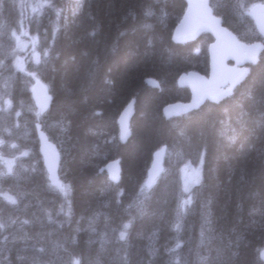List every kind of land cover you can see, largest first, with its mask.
<instances>
[{
    "label": "trees",
    "instance_id": "trees-1",
    "mask_svg": "<svg viewBox=\"0 0 264 264\" xmlns=\"http://www.w3.org/2000/svg\"><path fill=\"white\" fill-rule=\"evenodd\" d=\"M18 1L7 2L15 16L8 18L9 25L22 21L33 30L29 21L35 12L37 21L52 24L44 48L47 56L34 68L51 96L50 105L38 114L24 79L10 83L0 79V86L9 92V113L25 114L29 126L41 123L55 142L60 155L56 178L68 187L69 196L63 209L45 204L43 227L34 221V230H39L36 239L32 234L9 241L10 253L1 263H54L55 258L47 259L38 249L56 232L68 264L71 258H78L80 264H106L115 256L123 257L121 264H177V260L193 264L195 257L197 264H264L259 257L264 248V48L230 95L166 118L165 104L190 96L186 87L177 85L178 76L189 70L208 73L207 47L212 41L208 33L188 43L172 38L185 9L183 0H47L40 2L41 13L31 8L35 0ZM261 1L209 0V5L240 40L252 42L262 38L247 10ZM51 11L58 14L57 21L53 22ZM40 43L35 44L39 50ZM7 64L12 77L22 73L12 58ZM19 83L28 86L21 93ZM20 97L21 108L17 107ZM131 97L130 135L121 142L116 119ZM9 121L12 127L15 120ZM19 142L29 149L21 152L11 144L13 172L21 162L34 163L20 167L22 173L11 182L15 194L6 193L17 204L3 200L1 208H10L6 211L10 214L0 241L30 221L25 201H38L40 206L46 197L56 201L63 197L48 179L39 140ZM162 145L166 146L164 170L152 187L141 192L152 153ZM196 156L202 158L201 178L187 194L190 204L182 207L180 197L187 195L179 188V169ZM111 160L118 162L115 178L106 169ZM6 171L0 163V172ZM8 179L1 181L0 190L11 187ZM88 218L91 226L85 225ZM102 223L122 231L129 225L124 247L118 249L116 240L98 247L100 237L93 230ZM20 247L27 252H16Z\"/></svg>",
    "mask_w": 264,
    "mask_h": 264
},
{
    "label": "water",
    "instance_id": "water-1",
    "mask_svg": "<svg viewBox=\"0 0 264 264\" xmlns=\"http://www.w3.org/2000/svg\"><path fill=\"white\" fill-rule=\"evenodd\" d=\"M183 1L185 2V9L173 29L172 38L177 43H188L196 40L203 33L210 34L213 40L208 45L209 71L207 75L194 70L180 74L177 78V84L186 87L190 97L187 101H176L166 105L162 109L166 117H174L196 109L205 101L218 102L226 97L227 95L218 94L227 87L226 77L243 73L242 79L237 83L239 84L247 76L249 65L256 63L259 53L264 48V1L252 5L248 10V16L263 39V41L250 43L239 40L230 29L222 24L221 18L213 14L209 0ZM30 94L37 108L47 109L50 105L51 96L46 86L38 78H35ZM131 107L132 102L126 107L120 118L121 131L127 129V134L123 138L128 135ZM39 140L38 150L43 165L48 174L54 177L59 165L57 148L42 131H39ZM162 158L163 149L155 155L147 176L148 183L160 174ZM110 171L115 174V167L112 166ZM261 260L264 261V259Z\"/></svg>",
    "mask_w": 264,
    "mask_h": 264
},
{
    "label": "rangeland",
    "instance_id": "rangeland-1",
    "mask_svg": "<svg viewBox=\"0 0 264 264\" xmlns=\"http://www.w3.org/2000/svg\"><path fill=\"white\" fill-rule=\"evenodd\" d=\"M37 1H44V0H37ZM0 4L2 5L1 2H0ZM1 5H0V7H1ZM31 7L33 8V6H31ZM11 17H13V16L12 15H8L6 17L7 19L4 18V17H2V18L0 17V54L3 52L2 54L5 55V53L9 52V56L12 58L15 66L17 65V62L19 60V63L21 64V66L23 68V73L24 74H21L20 72H18V74L23 76V79L25 81H28V83H29L28 85L30 86L32 81H33V78L35 77L33 69H34L35 66H37L40 62H42L44 60V57H45L44 52H46V51L44 50L43 47H41V49L44 52L42 50L37 49V47L35 46L36 43H38L39 41L41 42V35L37 36V34L35 32H32L33 30H31V31L28 30V28L25 27V25L23 24L22 21L15 23V25H9L7 23V21H8V18H11ZM17 18H18V20H21V19L23 20L22 16H20V15ZM31 22H33L32 19H30V24H31ZM13 32H15V36H13ZM43 35L47 39V35L44 34V33H43ZM5 39H7V40H5ZM3 42H4V44H3ZM7 42H8V44H7ZM29 49L31 50V52L28 51ZM26 51H28V53ZM34 53L39 54V61L41 60L39 63L36 62V56L34 55ZM10 57H9V59H10ZM4 63H5L4 61H2V60L0 61L1 65L4 64ZM2 67H3V70H1V67H0V70H1L0 71V76H1L0 78H1V80L8 79V83H10V81H12V79H17L18 78V77L17 78L14 77V76L12 78L10 68L9 69L8 68L5 69L7 66H4V65H2ZM10 67H11V65H10ZM24 70H27V71H24ZM5 71L9 72L8 75L10 74L11 77L7 76V78H5L6 75L3 74ZM24 75L29 76L28 77L29 80H27L26 76H24ZM2 76H3V78H2ZM18 79H19V81H21L20 78H18ZM1 80H0V82H1ZM21 85L22 84L19 83L20 92L22 91ZM8 97H9L8 96V92L6 90L4 91L1 88V86H0V135L3 138V139L2 138L0 139V140L3 141V143L0 144V163L2 165H5L4 161H12L13 164H14V159L12 157L8 156V154H9L8 151L10 149L11 144H12V146L15 145L16 148L19 149L21 152H25L27 150V148L29 149V147L24 146L19 141L20 140H28V139L32 138L31 137L32 127L27 124V122H26L27 119H26L25 114L20 113V115L17 116L14 113H9V110L12 107V105H11V107H8V105L5 103L6 101H9ZM10 103H11V101H10ZM17 107H19V106H17ZM37 112H38V114H40L41 111L39 109H37ZM10 118L12 120H15L12 127H11V122L9 121ZM3 123H4V125H3ZM51 128L52 129L54 128L53 129L54 132L57 133L56 132L57 131L56 127H51ZM4 138H7V140L10 141V142H5ZM59 158H60V155H59ZM32 161L33 160L30 159V161L28 160V161L21 162L20 165L18 166L17 171L14 172L15 173L14 175H6V176L0 177V184H1L2 180L6 181V179H8V178H5V177H11V180H9V179L7 180V183H9L11 185V187L10 188H5L4 186H2L1 190H0V219L6 221L7 215L10 214L9 212H6V211H9L10 208L4 207L3 209L5 211L1 208V205L3 204V200H5L3 198L4 194L9 193V192L15 194V191L17 189H15L12 186L11 182L16 181L18 176H19V174L22 173V172L19 171L20 167H23V166L27 167L28 165H30L32 163ZM41 161H42V157H41ZM59 162H60V159H59ZM33 163H34V161H33ZM201 163H202L201 156H198V157L196 156V159L193 162H190V163L186 162L180 167V169H179V174H180V177H181L180 178V182H181L182 190H183L185 195H187L189 193V191H187L186 189H191L193 186L197 185L198 184L196 182L197 179H198V181H200V178H201ZM117 166H118V162H117ZM5 167H6V165H5ZM31 168H33V167H31ZM58 168H59V166H58ZM6 169H7V167H6ZM46 172H47V170H46ZM48 175L49 174L47 172V176ZM48 179L51 182L52 186H54L55 188H58V187L55 186L57 184L64 186V190L63 191H61L58 188L61 191L63 197H60L59 201L58 200L56 201V200H53V199L50 200V198L46 197L45 200H42V203H41L40 206H39L38 201H35V202H31L30 201V203L25 201L24 208L25 209L30 208L28 210L31 212L30 221L28 222L29 225H27V223L22 224L21 225L22 230L14 229L11 234L9 233L7 235L8 236V240L7 241H3V239L1 240L3 242H0V259H2L4 256L7 257L9 255V253H10L9 247L7 246L9 241H12V240L17 239V238L24 239V238H26L25 237L26 235L27 236L31 235V238H32V234L34 235V237L36 239V234H38L39 230L38 231L34 230V228H33L34 221H40L42 223V227H43L45 221H44V216L41 215V210H42V208H43V206L45 204H47V203H55V204L59 205L63 209L65 204L68 202L67 198H68L69 194L66 195L68 187L66 185L62 184L56 178V175L54 177L49 176ZM182 183H183V185H182ZM144 190H145V187L143 188V191H141V192H144ZM30 197H31L30 199L34 198L33 196H30ZM180 198H181V201H182V207H184V205L190 204V203H188V204L184 203L186 200H188L189 195H187L186 197L181 196ZM64 219L66 221V218H64ZM92 221H94V220L92 219ZM97 221H98V219H97ZM88 222H90L89 218L86 219L85 225H89L90 223L88 224ZM103 225H104L105 228L102 227ZM107 225H108L107 223L106 224L102 223L100 225L99 229L93 230L94 234L98 235L100 237V239H99V243L100 244H98V247H100L102 244L109 243V241L112 242L114 240L113 237L117 238L115 240L118 242V245H119L118 249L124 247V242H123L124 240L123 241L121 240L123 243L119 241V234H120V232L122 230H116L115 228L112 229V228H110V226L107 227ZM26 226H29V228L31 230L29 228H27ZM89 226H91V225H89ZM107 228L108 229L110 228L109 231L111 233H109ZM48 229L50 230L51 228H48ZM55 235H56V232H54L52 234V236H49L50 238L47 239V241L44 242V244L40 245V248H44V251L41 252L40 254H42L43 256L47 257V259L50 258V257L51 258H55L56 261L54 263H52V264H68L69 260L63 259L64 255L66 253H60L61 251H59V250H62V247L64 246V243L60 242L59 240H55ZM41 238L44 239V236H42ZM56 239H58V237ZM39 241H41L40 238H39ZM22 251L23 252H27V250L25 248H22V247L18 248L16 252H22ZM40 258H44V257H40ZM121 259H123V257L118 258V260H117V257L115 256L111 260L107 261L106 264H108V262H110L109 264H119V263L123 262V260H121ZM74 261L75 260L73 258H71L70 259V264H72ZM78 261H79V264H80V260L79 259H78ZM0 264H4V263H1V260H0ZM95 264H97V263H95Z\"/></svg>",
    "mask_w": 264,
    "mask_h": 264
},
{
    "label": "bare ground",
    "instance_id": "bare-ground-1",
    "mask_svg": "<svg viewBox=\"0 0 264 264\" xmlns=\"http://www.w3.org/2000/svg\"><path fill=\"white\" fill-rule=\"evenodd\" d=\"M11 1V0H10ZM13 1V0H12ZM18 1V0H17ZM28 1H30V0H28ZM32 1H34V0H31V2ZM77 2H79L80 0H76ZM82 1V0H81ZM90 1V0H89ZM0 2L2 3V5H1V7H0V17L2 18V17H4V18H6L8 15H13V13H12V11H11V9L10 8H12V7H10L9 5H7V2H8V0H0ZM20 1H18V3H19ZM40 2L41 3H44V4H46L47 3V0H44V1H37V0H35L32 4H31V6H33V8L32 9H40V13L42 12L41 10H42V8L41 7H39L40 6ZM22 3V5H23V3H24V1L23 2H21ZM88 3V2H87ZM12 4V3H11ZM26 4L28 5L29 4V2L27 3V1H26ZM14 6V5H13ZM24 6H25V4H24ZM18 8V7H17ZM54 8V7H53ZM57 8V7H56ZM56 8H54L55 10H56ZM59 8V7H58ZM15 10H16V8H14ZM36 11V10H35ZM15 12H17V11H15ZM34 12H31V14H33ZM36 13V12H35ZM34 13V14H35ZM44 13V12H43ZM51 13H52V11H51ZM32 15V16H30V17H32L31 19H32V21L33 22H31V28H33V31L32 32H35L36 34H37V36H40L41 35V47H43V48H48L47 46H48V40L44 37V35H43V33L44 34H46V35H49L50 36V28H51V25L52 24H49V25H47V24H45V23H42V21H37L36 19V17H35V15ZM40 15H42V14H40ZM40 15H38V16H40ZM58 14H55V13H52V20H53V22H54V20H56V16H57ZM14 16V15H13ZM17 17H18V15H16ZM21 16V15H20ZM46 16V18L47 17H49L50 19H51V17L50 16H48V15H45ZM15 17V16H14ZM29 17V18H30ZM12 18V17H11ZM23 18V17H22ZM28 18V19H29ZM154 18V17H153ZM7 19V18H6ZM18 19V18H17ZM48 19V18H47ZM4 20V19H3ZM22 20V19H21ZM24 20V19H23ZM27 20V19H26ZM38 20H40V19H38ZM16 21V20H15ZM14 21V22H15ZM57 21V20H56ZM8 22V21H7ZM30 22V21H29ZM29 22H28V24H29ZM49 22V21H48ZM57 23V22H56ZM225 26V25H224ZM30 28V29H31ZM34 33V34H35ZM54 34V33H53ZM53 37V36H52ZM49 39V38H48ZM5 40H7V39H5ZM4 40V41H5ZM40 42V41H39ZM6 43V42H5ZM3 44H4V42H3ZM7 44H8V42H7ZM4 48V47H3ZM39 49V48H38ZM42 50V49H41ZM4 51V50H3ZM43 51V50H42ZM46 51V50H45ZM48 51V50H47ZM46 51V52H47ZM44 52V51H43ZM3 53V52H2ZM0 54V61L2 60V61H4L5 63H4V66L8 63V61H9V52L8 53H5V55H3V54ZM45 53V52H44ZM49 53V52H48ZM42 57V56H41ZM11 58V57H10ZM41 61V60H40ZM47 62V61H46ZM1 65V64H0ZM7 66H8V64H7ZM10 66V65H9ZM7 68V67H6ZM5 68V69H6ZM9 69V68H8ZM13 69V68H12ZM2 70V69H1ZM0 70V71H1ZM32 70V69H31ZM13 71V70H12ZM11 71V72H12ZM15 71V70H14ZM6 73H8L7 71H5ZM16 72V71H15ZM33 72H35V71H33ZM2 74V73H1ZM22 74V73H21ZM24 74V73H23ZM11 75H13L12 73H11ZM7 76L8 77H11L10 76V74L9 75H6V77L5 78H7ZM16 76V75H15ZM21 75H19V76H17L18 78H20V79H23V76H21ZM24 76H26V75H24ZM180 76V75H179ZM178 76V77H179ZM1 77V76H0ZM16 77V78H17ZM2 78H3V76H2ZM13 78V77H12ZM18 78H17V80H18ZM1 79V78H0ZM15 80V79H14ZM13 80V81H14ZM28 80V79H27ZM4 82V81H3ZM11 82V81H10ZM18 82H20V81H18ZM22 82V81H21ZM28 82V81H27ZM24 84V83H23ZM23 84L21 85V88H23L24 90H25V87L27 86H24L23 87ZM25 84H27L26 83V81H25ZM4 85H5V83H4ZM178 85V84H177ZM179 86V85H178ZM5 87H7V86H5ZM4 87V88H5ZM180 87V86H179ZM20 86H18V91H19V93H21L20 92ZM5 91V90H4ZM9 93V92H8ZM190 97V96H189ZM20 100H19V102L17 103L18 104V106L20 107V102H21V100H22V97H20L19 98ZM176 101H178V100H176ZM176 101H172V102H169V103H167V104H165L164 106H163V108L166 106V105H168V104H170V103H173V102H176ZM182 101V100H181ZM32 102H33V100H32ZM51 102V101H50ZM132 102V107H131V110H132V113H131V115H130V118H129V121H128V135L126 136V137H124V138H121L122 137V131H121V124H120V118H121V115L123 114V112H124V110L126 109V107L130 104ZM33 104H34V102H33ZM34 106H35V104H34ZM133 106H134V98L133 97H131L129 100H128V102L125 104V106L123 107V109L121 110V112L119 113V115H118V117H117V119H116V123H117V125H118V139L121 141V142H124L128 137H129V135H130V123H131V116H132V114H133ZM22 107V106H21ZM20 107V108H21ZM36 107V106H35ZM37 108V107H36ZM162 108V109H163ZM38 109V108H37ZM191 111V110H190ZM162 114H163V112H162ZM163 116L164 117H166L164 114H163ZM166 118H169V117H166ZM3 125H4V123H3ZM43 126V125H42ZM41 126V123H39V122H34L33 123V125L31 124V127H32V131H31V137H32V139H34V140H39V131H42V132H44V134L46 135V137H47V139L49 140V141H51L50 139H49V137H48V135H47V133H46V131L43 129V128H41L42 127ZM51 126L53 127V125L51 124ZM52 129V128H51ZM50 130V129H49ZM34 132H36V135H37V137L35 136V133ZM55 146H56V144H55V142H53V141H51ZM39 144H40V140H39ZM56 148H57V146H56ZM161 149H163V158H162V170H161V172H160V174L163 172V170H164V163H165V154H166V146L165 145H162V146H160V147H158L153 153H152V157H151V161H150V163H149V166H148V168H147V170H146V174H145V177H144V180H143V187H145V188H150V187H152L153 186V184L155 183V181L157 180V178L160 176V174L153 180V181H151L150 183H148V181H147V176H148V173H149V169H150V167H151V165H152V163H153V161H154V159H155V155H156V153L159 151V150H161ZM58 151V150H57ZM60 159V158H59ZM59 166V165H58ZM115 167V169H116V173L115 174H112V172L110 171V168L111 167ZM106 169H107V171H108V173L111 175V177H113V178H115V177H117V175H118V173H119V168H118V166H117V161L116 160H111V161H109L108 163H107V165H106ZM57 171H58V169H57ZM56 174H57V172H56ZM52 177V176H51ZM179 188L181 189L180 191H181V193H183L184 194V192H183V190H182V187H181V182L179 183ZM82 218V217H81ZM130 218H127V219H125V221H127V220H129ZM96 220V219H95ZM94 220V221H95ZM106 220V219H105ZM104 220V221H105ZM94 221H92V222H94ZM97 221V220H96ZM95 221V222H96ZM107 221V220H106ZM106 224V223H105ZM102 227H104V225L102 226ZM105 228V227H104ZM115 228H117V227H115ZM108 229V228H107ZM110 229V228H109ZM109 229H108V231H109ZM112 229H113V227H112ZM107 231V230H106ZM103 232V231H102ZM113 232V231H112ZM199 232V231H198ZM104 233V232H103ZM109 233H111L110 231H109ZM117 234V233H116ZM199 234V233H198ZM106 235V234H105ZM114 236V235H113ZM112 236V237H113ZM194 236V235H193ZM105 237V236H104ZM114 238V240L111 242V241H109V243H112V244H115L116 242H115V239H116V237H113ZM193 238V237H192ZM102 239V238H101ZM196 240V239H195ZM195 240H194V243H195ZM192 241V240H191ZM192 246V245H191ZM119 251V250H118ZM120 253V252H119ZM122 253V252H121ZM194 258V257H193ZM75 261L76 260H78V258H75L74 259ZM192 261V260H191ZM197 261H198V258L197 257H195V260L193 261V264H197ZM121 262V261H120ZM72 264H74V262L72 263ZM119 264H121V263H119ZM125 264V263H124Z\"/></svg>",
    "mask_w": 264,
    "mask_h": 264
},
{
    "label": "snow or ice",
    "instance_id": "snow-or-ice-1",
    "mask_svg": "<svg viewBox=\"0 0 264 264\" xmlns=\"http://www.w3.org/2000/svg\"><path fill=\"white\" fill-rule=\"evenodd\" d=\"M39 7L42 8V7H44V5H40ZM35 10L36 9H34V11ZM13 36H15V32H13ZM34 55L36 56V62L39 63L40 62L39 61V54L34 53ZM44 55L47 56V52H45ZM16 67H17V69L19 71H23V68H22L21 64L19 63V60L17 62ZM242 77H243V73H241L239 75H229V76H227L226 77V80H225L227 87H225V89L223 90L222 93H218V94L219 95H230L231 94L232 87H234L242 79ZM5 103L8 105V107H11L10 101H6ZM16 115L19 116L20 113L17 112ZM126 134H127V129H124L123 132H122V137L121 138H123V136L126 135ZM2 143H3V141L0 140V144H2ZM13 147H16V146L13 145ZM22 155H27V153H22ZM4 163H5L6 167H7V171L6 172H0V177L6 176V175H14L15 173L13 172V162L12 161H4ZM196 182L197 183L199 182L198 179L196 180ZM55 186L58 187L61 191L64 190V186L63 185H58L57 184ZM186 190L189 191V192H191V189H186ZM141 191H143V189ZM3 198L5 200H7L12 205H16L17 204V199L14 198V197H12V196H9L7 194H4ZM190 201H191V195H189L188 200H186L184 203L185 204H188V203H190ZM50 219H51V217H50ZM11 223L14 224L15 223V220H12ZM24 223H28V221H24ZM8 226H9V224H8L7 221H4V220L0 219V233L4 232L5 229ZM123 227H124L125 231H121L120 232V234H119V239L120 240H125L126 239V235H127L126 230L129 227V225L128 224H125ZM7 240H8V236L5 235L3 237V241H7ZM3 241H0V242H3ZM179 247H180V244L178 243L176 245V248H179ZM38 251L43 252L44 249L43 248H40V249H38ZM173 251H175V249H173ZM259 255H260V258L261 259H264V250H261L260 253H259ZM19 259L23 260L24 258L23 257H19ZM74 264H79V261L78 260L74 261ZM177 264H178V260H177Z\"/></svg>",
    "mask_w": 264,
    "mask_h": 264
},
{
    "label": "flooded vegetation",
    "instance_id": "flooded-vegetation-1",
    "mask_svg": "<svg viewBox=\"0 0 264 264\" xmlns=\"http://www.w3.org/2000/svg\"><path fill=\"white\" fill-rule=\"evenodd\" d=\"M24 71H27V70H24ZM22 72V74H23V71H21Z\"/></svg>",
    "mask_w": 264,
    "mask_h": 264
}]
</instances>
